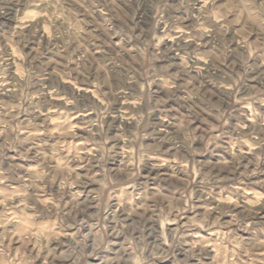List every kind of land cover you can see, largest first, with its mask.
Wrapping results in <instances>:
<instances>
[{"label": "rangeland", "instance_id": "374dc122", "mask_svg": "<svg viewBox=\"0 0 264 264\" xmlns=\"http://www.w3.org/2000/svg\"><path fill=\"white\" fill-rule=\"evenodd\" d=\"M0 264H264V0H0Z\"/></svg>", "mask_w": 264, "mask_h": 264}]
</instances>
